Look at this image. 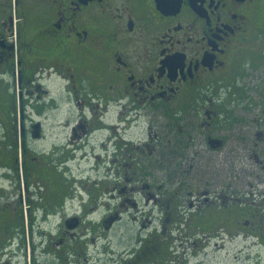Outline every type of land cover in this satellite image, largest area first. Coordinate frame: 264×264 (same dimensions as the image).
Wrapping results in <instances>:
<instances>
[{"label": "flooded vegetation", "instance_id": "1", "mask_svg": "<svg viewBox=\"0 0 264 264\" xmlns=\"http://www.w3.org/2000/svg\"><path fill=\"white\" fill-rule=\"evenodd\" d=\"M263 35L264 0H0V264L264 246Z\"/></svg>", "mask_w": 264, "mask_h": 264}, {"label": "rangeland", "instance_id": "2", "mask_svg": "<svg viewBox=\"0 0 264 264\" xmlns=\"http://www.w3.org/2000/svg\"><path fill=\"white\" fill-rule=\"evenodd\" d=\"M262 38H264V35ZM246 73L247 75H244L239 80V85L243 87L248 85L256 89L251 96H256L257 98L261 95L264 96V92L259 95L260 86L262 87V82L264 81V62L258 68L251 64L247 67ZM0 93H3V101L6 104L2 105L5 116L12 114L13 98L5 95L7 94L5 85L0 86ZM244 94L245 90L242 92V100L240 102H247V99L243 98ZM259 102H264V99H259ZM0 152L7 156V146L2 145ZM217 241L219 242V247L215 246L216 240H212L209 246H207V243H199L198 246L191 244L193 247L188 244L187 249L179 248L178 252L184 256V260L178 264H258V262H264V246L258 239L239 236Z\"/></svg>", "mask_w": 264, "mask_h": 264}, {"label": "trees", "instance_id": "3", "mask_svg": "<svg viewBox=\"0 0 264 264\" xmlns=\"http://www.w3.org/2000/svg\"><path fill=\"white\" fill-rule=\"evenodd\" d=\"M261 262H258V264H260Z\"/></svg>", "mask_w": 264, "mask_h": 264}]
</instances>
